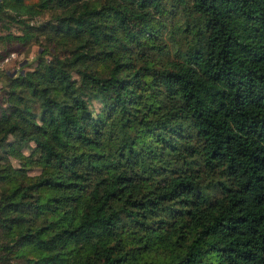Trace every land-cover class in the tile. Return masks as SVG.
Returning a JSON list of instances; mask_svg holds the SVG:
<instances>
[{
  "label": "trees",
  "instance_id": "trees-1",
  "mask_svg": "<svg viewBox=\"0 0 264 264\" xmlns=\"http://www.w3.org/2000/svg\"><path fill=\"white\" fill-rule=\"evenodd\" d=\"M0 29L46 41L4 75L0 264H264V0H0Z\"/></svg>",
  "mask_w": 264,
  "mask_h": 264
},
{
  "label": "rangeland",
  "instance_id": "rangeland-1",
  "mask_svg": "<svg viewBox=\"0 0 264 264\" xmlns=\"http://www.w3.org/2000/svg\"><path fill=\"white\" fill-rule=\"evenodd\" d=\"M26 3L33 4L37 0H25ZM51 12H45L40 20L50 18ZM10 32L14 35H20L21 29L19 26L13 24ZM7 31L0 29V52L7 51L8 55L0 62V106L4 103L5 94L8 91V87L5 86V74L9 76L17 77L18 75H24L27 72H31L37 65V57L43 53V49L40 44L46 45L45 37L38 34L35 43L29 45H22L16 42H7L4 36ZM49 58V57H47ZM32 159V154L29 151L22 153V162ZM13 164L18 167L20 162L13 161Z\"/></svg>",
  "mask_w": 264,
  "mask_h": 264
}]
</instances>
